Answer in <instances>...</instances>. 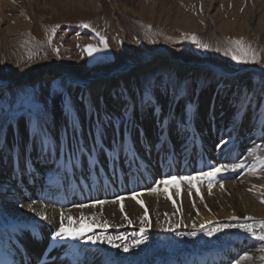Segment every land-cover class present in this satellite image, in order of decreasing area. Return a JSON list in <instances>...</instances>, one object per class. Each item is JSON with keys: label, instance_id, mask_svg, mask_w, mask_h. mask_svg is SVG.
<instances>
[{"label": "bare ground", "instance_id": "6f19581e", "mask_svg": "<svg viewBox=\"0 0 264 264\" xmlns=\"http://www.w3.org/2000/svg\"><path fill=\"white\" fill-rule=\"evenodd\" d=\"M156 62L165 63L177 74L194 75L199 69L215 73L218 88L210 105L211 112L230 95L236 84V74L198 57L185 56L168 45H159L152 52L146 53L144 50H134L126 42H123L122 51L114 60L88 71L74 58L50 57L30 63L7 81L6 85V82H0L2 94L18 81L27 84L42 78L68 75L75 78V84L70 89L75 94L84 96L82 101L87 107V113L79 126H71L70 139L61 135V130L65 132L67 123L65 107L62 108L64 105L61 102V106L60 98H57L54 109L58 124L56 130H42L28 117L13 122L9 118L5 123V132H0V234L3 240L8 238L5 235L10 226V233L13 235H24V228H34V225L43 232L50 230L53 235L59 228L61 213L64 214L65 227L71 226L84 234L75 238L58 237L61 242L53 253L55 261L50 264H235L231 262L243 252V243L249 247L252 246L251 241L259 240L240 227L251 225L255 232L262 231L259 219L264 218V212L256 201L241 191L247 189L248 184L253 185L254 180H247L245 177L236 181L224 180L218 185V193L209 196L201 193L189 195L186 191L172 190V184L196 176L197 168L211 163L212 166H217L223 160L222 157L225 158L222 153L213 156V152L208 151L210 148L206 138L197 128L208 130V123L213 122L210 139L215 144L226 139L228 133L225 128H217L224 121L222 115L215 118L211 114V122L206 123L205 120L194 119L189 124L174 122L168 125V121L159 114L162 108L163 112L168 111V93L162 94L158 99V111L151 113L152 119L148 124L152 131H139L138 121L142 117L136 112L130 84L138 73L152 67ZM113 87L118 90L111 95L106 112L110 115L114 110L126 111L128 122L125 130L117 129L109 119L103 128L93 125V116L97 111L96 96L110 91ZM194 88L195 86L192 89V99L195 98ZM200 111L198 116L201 115ZM195 114L193 117H198ZM247 118V125L257 127L255 135L261 138L264 135V123ZM242 121L241 119L240 123ZM245 126L242 124L239 130L247 131ZM125 134L128 136L126 140L118 141ZM185 136L186 142L181 150L179 141ZM231 147L234 151L239 146ZM42 164L46 166L39 167ZM173 168H179L183 176L179 177L178 173L172 171ZM134 177L137 178V185L132 187V193L112 199L101 198L117 182H129V190ZM146 179L150 185L147 189H142L139 184L144 180L147 182ZM60 182L59 193L56 187ZM162 187L168 192L156 191L157 188L162 190ZM63 191H67L65 199L73 192L83 195L76 196L71 204L65 200L67 205L59 208V197L63 196ZM92 194L99 196L98 199L86 198ZM29 204L32 205L31 208L28 207ZM179 210L182 212L179 216L182 220L181 229L185 232L174 230L172 236H161L159 231L157 233V224H153L157 214L164 212L167 217H171ZM122 212L139 222H121L118 216ZM41 216L47 218L41 219ZM68 217L72 219L69 220ZM99 218L116 220V223L101 225L93 222ZM212 224H236L237 227L225 234L226 237L232 235V238L224 243L221 240L223 231L215 232L212 236L205 232V227ZM147 225L150 227H146ZM141 227H146L144 242L125 252L124 244L130 245L141 238L136 235ZM130 229L133 232L129 236L126 232L131 231ZM193 231L196 232L195 236L188 235ZM89 236L112 237L113 243L106 240L92 243L88 240ZM120 236L125 239H116ZM32 241L33 247L40 249L44 246H40V242L33 238ZM233 244L235 246L231 247ZM204 260L206 263H203Z\"/></svg>", "mask_w": 264, "mask_h": 264}, {"label": "rangeland", "instance_id": "374dc122", "mask_svg": "<svg viewBox=\"0 0 264 264\" xmlns=\"http://www.w3.org/2000/svg\"><path fill=\"white\" fill-rule=\"evenodd\" d=\"M84 24L88 27H83ZM100 36L104 37L107 48L101 44ZM236 41H240V44ZM123 42L134 50H144L146 53L165 44L185 56H195L216 64L231 74L237 72L234 90L212 112L210 105L218 88L217 75L202 69L194 75L177 74L165 63L156 62L132 79L130 92L136 112L142 117L138 121L139 131H152L148 122L152 119L151 113L158 111V99L164 93H168L169 108L167 112L160 109L159 114L168 121V125L174 122L189 124L194 119L211 122V114L215 118L221 115L224 118L217 128H225L228 134L226 139L219 141V145L210 139L213 122L208 123V130L197 129L206 138L210 148L208 151L213 152V156L220 153L225 155L222 161L217 160V166H227L226 170L217 172L209 180L200 174L217 166L206 164L203 168H197V175L191 179L172 184V190L186 191L189 195H215L222 181H236L245 177L254 182L241 191L256 201L264 212V135L257 138L255 134L258 128L247 125L245 120L249 116V120L253 118L264 123V0H0V82L9 81L30 63L50 57L74 58L88 71L114 60L122 51ZM202 44L208 47H200ZM87 45L100 50L89 56L85 51ZM241 45L249 52L248 57L233 59V54L242 55ZM252 54L257 56L256 60L251 58ZM258 69H262V72ZM73 84L75 78L67 75L10 85L5 93L0 94V132H5L4 125L9 118L13 122L27 117L20 114V105L25 93H34L37 102L45 109L44 117L36 124L42 130L57 129L54 109L57 98L62 99L59 100L64 105L62 108L65 107L67 124L65 132L61 130V135L70 139L71 126H79L87 113L86 104L82 101L84 96L70 89ZM117 90L113 87L96 96L97 111L93 116L96 128H103L109 119L117 129H126V111L114 110L110 115L106 112L108 101ZM199 111L200 116L197 115ZM194 114L198 117H193ZM242 124L246 125L247 131L239 130ZM126 135L118 141H125ZM185 139L186 136L179 141L181 150ZM231 146L239 147L233 151ZM243 147L244 151L241 150ZM1 165L4 166L3 163ZM178 174L179 177L183 176L180 171ZM158 188L156 191L159 193L168 192L163 187L162 190ZM181 213L180 210L176 211L171 217L164 212L158 213L153 220L154 226L157 224L156 232L159 231L161 236H172L175 231L184 233L179 218ZM118 217L123 223L139 222L126 212ZM259 220L263 221L264 218ZM93 222L110 225L116 220L99 218ZM236 224L227 227H223L224 224L208 225L205 232L220 227L221 231L215 232L223 231L221 240L227 243L232 235L226 237L225 234L232 232ZM132 232L126 233L130 236ZM251 243L249 247L243 243V252L235 256L231 263L264 264V240H253ZM245 256L247 259H242Z\"/></svg>", "mask_w": 264, "mask_h": 264}, {"label": "snow or ice", "instance_id": "6c2138e0", "mask_svg": "<svg viewBox=\"0 0 264 264\" xmlns=\"http://www.w3.org/2000/svg\"><path fill=\"white\" fill-rule=\"evenodd\" d=\"M83 27L87 28L88 25L84 24ZM97 35H99V34L97 33ZM192 38L195 39L194 36ZM100 42L104 48L108 47V45L104 42L103 36H100ZM236 43L240 44V41H236ZM200 47L207 48L208 45L202 44V45H200ZM99 50L100 49H98L97 47H95L93 45L85 46V51L87 52V54L89 56H92V54L94 52H97ZM240 51H241L242 55L233 54L232 58L239 60V59L248 57L249 52L247 50H245L242 45H241ZM251 58L253 60H256L257 56L255 54H252ZM20 108L22 109V112L20 114L27 116L30 120L34 121L37 125L39 124L40 120L45 115V109L42 108L41 105L37 102V98L35 97L34 93H25L24 94V98L22 100ZM237 167H239V165H237ZM226 168H227V166H224V165L213 167L208 172H203L200 175L205 177V178H208L210 180L211 178H213L217 174V172H219L221 170H226ZM253 171H255V170H253ZM173 179H175V178H173ZM165 183H167V181ZM153 191H155V189H153ZM97 203L103 204L104 201H97ZM28 207L31 208L32 205L29 204ZM81 207H83V205H81ZM121 211H123V208H121ZM60 216H61V220H60L59 228H58V230H56L53 233L54 238H58V237H73V238H75V237L83 236V234H84L83 232L76 231L71 226L65 227V224L63 222L64 214L61 213ZM46 218H47L46 216H41V219H46ZM68 219L71 220L72 218L68 217ZM125 219H127V216H125ZM259 226L262 229V231L257 233L253 230V227L251 225H240L241 228L246 230L248 233H251L257 239L264 240V221H259ZM146 227H150V225H147ZM146 227H141L140 232L136 234L138 237H141V238L134 240L133 243L130 245L129 244L123 245L125 252H127L130 247H136L137 245L142 244L144 242L143 237H144V234L146 232ZM223 227H227V225H225ZM201 228H203V225L201 226ZM169 230H171V229H169ZM215 231H221V228L217 227V228L211 229L207 232V235L212 236L213 232H215ZM188 235L195 236L196 232L195 231L190 232V233H188ZM116 239L124 240L125 237L120 236V237H116ZM88 240L91 241L92 243H95L96 240H101V241L106 240L108 243H113L112 237L105 238V237L100 236V237L93 238V237L89 236ZM242 259H247V257L245 256ZM0 264H4V262L0 261Z\"/></svg>", "mask_w": 264, "mask_h": 264}, {"label": "water", "instance_id": "95a60500", "mask_svg": "<svg viewBox=\"0 0 264 264\" xmlns=\"http://www.w3.org/2000/svg\"><path fill=\"white\" fill-rule=\"evenodd\" d=\"M236 73H237V72H236ZM236 73H234V74H236ZM20 82H21V81H18V82H16V83H17V84H18V83L20 84ZM6 84H8V83L6 82L5 85H6Z\"/></svg>", "mask_w": 264, "mask_h": 264}]
</instances>
